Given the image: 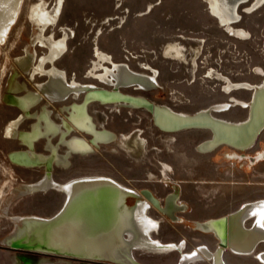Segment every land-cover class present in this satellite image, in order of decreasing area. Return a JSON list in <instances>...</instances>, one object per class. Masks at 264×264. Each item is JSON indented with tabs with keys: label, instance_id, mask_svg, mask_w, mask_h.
<instances>
[{
	"label": "rangeland",
	"instance_id": "1",
	"mask_svg": "<svg viewBox=\"0 0 264 264\" xmlns=\"http://www.w3.org/2000/svg\"><path fill=\"white\" fill-rule=\"evenodd\" d=\"M37 1H23L16 21L0 43V264H14L16 257L19 264L30 259L43 264L45 257L61 264H83L78 259L5 246L10 242L8 239L16 237L18 228L15 227L16 220L7 214L3 216L6 206H9L11 214L49 216L62 206L65 198L59 190L16 197L15 189L37 180L45 169L20 166L12 161L10 151L25 145L5 134L8 121L20 112L10 99L11 86L23 80L34 87L33 79L30 81L32 75L18 66L17 57L23 54L26 46L34 49L37 26L29 18V13L31 5ZM46 1L51 6L56 2ZM254 1L241 6L242 19L234 25L246 30L248 37L245 39L231 35L210 13L206 0H65L60 25L52 26L48 32L51 36H55V32L62 36V24L75 31L68 29L75 35L69 40V51L58 61L59 66L67 69L69 77L92 80L86 75L94 58L93 47L99 42L116 60L129 63L135 71L148 72L150 69L145 68L148 66L157 69L160 83L157 87L148 90L125 87L123 91L144 95L175 111L195 113L219 102H231V95L244 101L252 98L253 93L249 89H234L231 94L226 93L227 77L235 82L253 84L264 81V5L247 12ZM173 41L187 47L188 61L182 60L184 57L175 50L166 51L175 44ZM37 51L42 54L47 49L38 46ZM212 69L213 77L208 73ZM45 78L37 77L38 80ZM93 80L100 86H112ZM71 101L77 100L73 96L66 102ZM59 107L60 103L53 102L51 108ZM89 109L104 110L94 111L97 122H106L109 116L108 127L123 132L122 137L130 135L131 144L114 142L111 146L99 147L89 156H73L66 167H54L52 164L46 167H54L53 175L60 181L76 175H108L138 189L143 196H146L144 190H149L161 201L176 192L185 204V208L176 211V217L162 213L154 204L150 209L152 216L163 220L161 231L156 236L160 235L166 241L185 239L188 249H194L198 243L215 248L219 244L218 238L196 223L227 215L238 209L241 202L264 199V129L256 143L244 151L226 144L202 151L198 145L212 137L209 128L164 131L155 124L152 113L143 107H110L98 102L90 105ZM213 113L240 121L248 116L249 108L238 104ZM30 121L24 122L22 128H28ZM137 134L148 139V146L147 140L143 146L137 141ZM36 148L43 150L41 143H37ZM162 162L171 165L173 171L168 172L165 163L161 166ZM135 201V196L127 197L130 206ZM258 248H264V243ZM199 251L204 252L203 249ZM134 252L145 264H173L179 259L175 250L168 254L139 249ZM258 254L240 255L228 248L225 259L227 264H263L255 258Z\"/></svg>",
	"mask_w": 264,
	"mask_h": 264
},
{
	"label": "bare ground",
	"instance_id": "2",
	"mask_svg": "<svg viewBox=\"0 0 264 264\" xmlns=\"http://www.w3.org/2000/svg\"><path fill=\"white\" fill-rule=\"evenodd\" d=\"M23 1L0 0V43L5 39L16 21ZM206 1L210 13L219 20L221 25L228 29L231 35L243 39L248 37L246 30L234 25L242 19L239 9L250 0ZM64 4L65 0H56L53 6L49 5L46 0H38L30 7L29 18L37 26L34 49L26 46L23 54L17 57V63L18 66L20 65L23 70L32 75L30 81L33 79L34 87H31L27 81L23 80H18L11 86L10 99L12 103L19 107L20 112L14 118H11L5 127V134L8 138L17 139L25 145L33 146L30 149H13L10 151L9 158L20 166L32 168L43 167L48 164L68 166L75 155L89 156L95 153L99 147L111 146L114 142H123L125 145L131 144L130 135L122 137L117 131L110 129L106 122H99L101 126H98L97 120L90 114V105H95L98 102L102 103L95 99L94 92L90 93L91 88L105 87L98 85L93 78L104 84L112 85L111 89L117 87L122 91L125 87L148 90L160 84L156 68L148 66L145 67L150 69L148 72L135 71L129 63L116 60L110 52L99 45V42H96L93 47L94 58L90 64V71L86 75L92 80L82 81L77 76L69 77L67 69L59 66L58 61L69 51V40L75 35H73L75 31L69 26L62 24V36H57L56 32L55 36H51L48 32V29L52 26L60 25ZM263 5L264 0H255L246 11L249 13L253 12ZM151 6L152 3L150 4ZM68 29L73 32L69 33ZM39 43L41 44L39 45ZM174 43L166 51L170 53V51L175 50L177 54H181L184 57L182 60L188 61L187 47L178 41ZM38 46L45 47L47 51L38 54ZM213 71L212 69L208 72L209 76H214ZM38 76H45L46 78L38 80ZM263 88L264 81L253 84L248 81L235 82L227 77L224 88L226 93L231 94L234 89H249L252 90V98L249 101H244L231 95V102H219L211 108H203L195 113H209L223 121L239 122L215 116L213 111L226 110L233 105L242 104L247 106L250 112L254 93ZM84 92L85 94H83ZM73 96L77 101L66 102ZM82 96L84 97L83 100L79 101L78 99ZM53 102L61 104V107L55 111L57 118H59L58 120L51 115ZM104 104L110 107H138L136 104L122 102ZM156 104L182 115L193 114L175 111L165 104ZM41 105L43 106L41 107ZM37 107L39 108L37 109ZM93 110L95 112L98 111L97 109ZM248 117L249 114L245 119ZM30 119L29 127L23 129L22 124ZM54 137L59 139V141H54ZM136 137L142 146L145 145L146 139L144 137L139 134ZM42 140L45 141L44 144L50 145L47 153H40L34 149L36 141ZM213 144L214 138L212 134L211 138L199 145V149L210 151L214 149ZM165 165L169 169L168 172L173 171L171 165L166 163ZM50 188L59 190L65 195L62 206L52 215L11 214L10 210L8 211L10 209L9 206L4 208L3 216L9 215L12 220H16L15 223L17 222L16 226H18L16 237L11 240L8 239L10 241L7 244L8 247L12 246L13 241H20L27 244L29 249L47 255L51 253H67L66 251L68 250L79 251L80 249H86L85 252H89L93 257L102 256L105 258L112 256L114 260L125 264L143 263L134 252L137 249L151 253H167L172 250L181 251L183 256L179 264H195L200 259H211L214 255L213 252L208 253V251L203 253L201 251H183V243L166 244L156 239L157 237L154 238L153 234L158 231L159 223L147 212L150 205L149 201L141 199L138 200L136 205L130 206L127 203V197L130 195L129 187L108 175H76L64 181L51 179L47 175L42 179L29 181L22 188L14 191H16V197L20 198L37 191H48ZM146 197L154 205L158 206L161 212L170 216L173 215V210L163 207L158 198H151L149 195H146ZM99 201L103 202L100 203ZM222 219L225 220L223 217ZM103 220H106V225H104L105 222ZM224 231L226 234V227ZM262 232H264V229ZM217 233L219 241L222 239L227 242L225 234L220 236ZM103 237H108L109 242L103 243L101 246L99 245V240L103 239ZM247 239L249 241L250 239L253 240V238ZM255 239L248 245L249 247L246 246L249 251L254 247ZM88 244L92 246H88ZM235 244L232 241L231 247L239 250L235 247ZM214 256V264H218L217 256ZM261 259L264 260V255L261 256ZM14 264H19L17 257ZM20 264L40 263L25 260L24 263ZM43 264L61 263L45 257Z\"/></svg>",
	"mask_w": 264,
	"mask_h": 264
},
{
	"label": "water",
	"instance_id": "3",
	"mask_svg": "<svg viewBox=\"0 0 264 264\" xmlns=\"http://www.w3.org/2000/svg\"><path fill=\"white\" fill-rule=\"evenodd\" d=\"M95 93V99L101 101L102 103H129L136 104L138 107H143L148 109L154 117L155 124L164 131H177L187 128L194 127H206L210 128L213 132L214 144L213 148L226 144L235 149L244 151L250 147H252L257 139L259 134L264 129V88L258 90L254 93L251 108L249 112V117L243 121L239 122H227L221 119L214 117L209 113H193L190 115H182L177 112H174L170 109H166L158 104H156L153 100L149 99L144 95H136L129 92H125L120 90L117 87L114 88H91L90 93ZM245 155V154H243ZM252 160L256 158H252ZM52 175V173H51ZM146 195H149L151 198L157 199L149 190H144ZM100 203L103 201H99ZM110 206V205H109ZM234 217H236L233 213H230L228 216H224L225 220H221L222 223L227 224L228 226V237L227 242L220 239L218 250L221 253L217 256V261L222 264H226L225 262V251L229 247H231L233 235L237 230H242L243 232H247L243 227H236L234 224ZM106 225V220H103ZM205 222V221H204ZM197 226L202 227L201 221L196 223ZM102 224V226H104ZM239 228V229H238ZM110 229V228H109ZM204 230V229H203ZM118 235V234H117ZM84 237V236H83ZM85 240V239H84ZM109 238L103 237V239L99 240V245H103V243H108ZM229 243V245H228ZM88 246H92L89 245ZM8 247V246H6ZM10 249L15 250H26L35 252L32 249H29L28 245L25 243H21L20 241H13L12 246L8 247ZM255 249V248H254ZM86 249L83 250H68L67 253H51L50 255H58L61 257L78 259L83 262V264H125L122 262H118L110 257H93L89 252H85ZM64 252V251H62ZM137 264V263H135ZM143 264V263H139ZM219 264V263H218Z\"/></svg>",
	"mask_w": 264,
	"mask_h": 264
},
{
	"label": "flooded vegetation",
	"instance_id": "4",
	"mask_svg": "<svg viewBox=\"0 0 264 264\" xmlns=\"http://www.w3.org/2000/svg\"><path fill=\"white\" fill-rule=\"evenodd\" d=\"M58 109H51V115H53L54 117H55V119H59V118H57V114H56V112L55 111H57ZM97 110H99V111H101L102 109H97ZM113 110V109H112ZM116 110V109H115ZM102 111H104V110H102ZM89 112H90V114L92 115V116H94V117H96L95 116V112H94V110L93 109H89ZM107 115H108V113H107ZM153 115V114H152ZM108 119H109V116L107 117V119H106V123H108ZM97 120V119H96ZM98 126H101V124L100 123H98ZM141 129V128H140ZM119 134H121V133H123V132H118ZM141 134L143 135V130L141 129ZM145 137V136H144ZM146 138V137H145ZM211 138V137H210ZM209 139V138H208ZM146 140H147V146H148V139L146 138ZM205 140H207V139H205ZM205 140H203L202 142H204ZM54 141H57V139H56V137H54ZM20 142V141H19ZM44 140H42V141H36V144L34 145V149L35 150H37L38 152H40V153H47L48 151H49V146L48 145H46V144H44ZM201 142V143H202ZM21 144H23L22 142H20ZM37 143H41V145L43 146V150H38L37 148H36V145H37ZM200 143V144H201ZM199 144V145H200ZM23 145H25V144H23ZM199 145H198V148H199ZM33 146H30L29 144H26L25 145V147H21V148H18V149H24V148H32ZM122 149H123V147H122ZM124 150V149H123ZM163 163H165V162H162V165L161 166H163L164 164ZM44 167V169H45V172H44V174L41 176V177H39L38 179H42V178H44L45 176H47V175H49L50 176V178L51 179H56L55 177H54V167H52V169H50L48 166L46 167V166H43ZM62 167H66V166H62ZM163 168V167H162ZM161 172L163 173V171L161 170ZM51 173H52V175H51ZM150 174H152V173H150ZM164 179V178H163ZM128 186V185H127ZM129 187V192H130V195H132V196H135L136 197V201L134 202V204L132 205V206H134V205H136L137 203H138V200H141V199H145V200H148L149 201V203H150V205H149V207H148V209H147V212H148V214L150 213V209L153 207V202L148 198V197H146V196H143V193L141 192V191H139L138 189H136V188H130V186H128ZM124 189V188H123ZM50 190H55V189H53V188H50L48 191H50ZM48 191H37V192H48ZM127 191V190H126ZM36 193V192H35ZM129 195V196H130ZM160 202H161V204H162V206L163 207H166V208H168V209H170V210H173V215L171 216V217H176V211L177 210H181V209H183V208H185V204L178 198V194L176 193V192H173V193H171L164 201H161L160 200ZM261 203V204H260ZM246 205V206H245ZM256 205V206H255ZM262 205V206H261ZM243 208V209H242ZM262 210V211H261ZM163 213V212H162ZM230 213H233L236 217H234V224L236 225V227H243V225H244V229H246V231L247 232H243L242 230H240L239 228V230H237L236 232H235V234L233 235V238H232V241L234 242V243H236L235 244V247L236 248H238L239 250H236V249H234L233 247H229V249H232L233 251H237V252H243V253H246V252H251L252 251V249L254 248V247H252L251 249H250V251L248 250V245H250V243H252L253 242V240L255 239V237H256V239H255V243H254V245L253 246H255L256 245V243L258 242V241H260V240H262V239H264V232H262L263 231V229H264V217H262V216H264V199H258V198H255V199H253L252 201H245L244 203H240V206H239V208L238 209H236V210H233V211H231V212H229L227 215H222V216H219V217H213V218H210V219H207V220H205V222H203V221H201V223H203L202 224V227H203V229L205 230V231H211L217 238H218V235H216V232H218L219 233V235L220 236H224V234H225V227H226V229H227V233L225 234V236H227L229 233H228V226L227 225H225L224 223H222L221 222V219H222V217H224V216H228ZM257 213V214H256ZM164 214H166V213H164ZM168 215V214H167ZM262 215V216H261ZM150 216L153 218V219H156L157 221H158V223H159V229H158V231H156L154 234H153V237L154 238H156V239H158V240H160L161 242H163V243H166V244H168V243H179V244H181V243H183V245H184V248H183V251H192V252H195V251H199V249H203V251H208V253H211V252H213L214 253V255H216V256H218L220 253H221V251L220 250H218L217 248H218V245L215 247V248H211L209 245H207V244H204V243H198L196 246H195V248L194 249H188V247H187V240H185V239H180V240H169L168 242L166 241V240H164L160 235H158V236H156L155 234L156 233H160V231H161V227H162V222H163V220H160V218L158 217H154V216H152L151 215V213H150ZM170 216V215H169ZM209 220H211L210 222H209ZM248 220H251V223L250 224H248ZM15 227H16V224H15ZM217 233V234H218ZM242 234V235H241ZM244 234V235H243ZM254 236H253V235ZM249 235V236H248ZM256 235V236H255ZM228 237V236H227ZM227 237H226V240H228L227 239ZM259 237V238H258ZM246 238V239H245ZM247 238H253V240H251L250 239V241H249V239H247ZM218 242H219V239H218ZM241 242V243H240ZM247 242V243H246ZM7 244H9V243H6V245L5 246H7ZM229 244V243H228ZM240 244H241V246H240ZM237 245V246H236ZM242 246H244V247H242ZM246 246H248V247H246ZM244 248V249H243ZM214 250V251H213ZM244 250V251H243ZM175 251H177L178 253H179V259H178V261L176 262V263H173V264H178L179 263V261H180V259H181V251H178V250H175ZM171 252H174V251H170V252H167V253H154V254H168V253H171ZM151 253V252H150ZM213 255V257L211 258V259H207V258H204V259H200L198 262H201V261H209V262H211V264H214V261H215V256ZM224 255H225V253H224ZM264 255V252H261V253H259L258 255H256L255 256V258L256 259H258L261 263H263L264 264V260H262L261 259V256H263ZM26 259V258H25ZM139 259V258H138ZM225 259V258H224ZM31 260V259H30ZM140 261H141V259H139ZM31 261H33V260H31ZM34 262V261H33ZM142 262V261H141ZM197 262V263H198ZM225 262H226V259H225ZM219 264H222V261L220 262H218ZM196 264V263H195ZM226 264H227V262H226Z\"/></svg>",
	"mask_w": 264,
	"mask_h": 264
},
{
	"label": "crops",
	"instance_id": "5",
	"mask_svg": "<svg viewBox=\"0 0 264 264\" xmlns=\"http://www.w3.org/2000/svg\"><path fill=\"white\" fill-rule=\"evenodd\" d=\"M262 243H264V239H262V240H260V241H258L257 243H256V245L254 246V248L252 249V251L251 252H246V253H243V252H237V251H233L232 249H230L232 252H234L235 254H240V255H250V254H253V253H261V252H264V248H258L259 247V245H261ZM145 264V263H144Z\"/></svg>",
	"mask_w": 264,
	"mask_h": 264
}]
</instances>
